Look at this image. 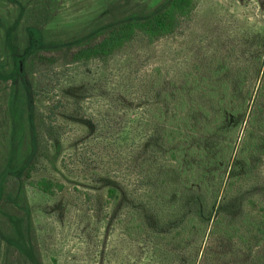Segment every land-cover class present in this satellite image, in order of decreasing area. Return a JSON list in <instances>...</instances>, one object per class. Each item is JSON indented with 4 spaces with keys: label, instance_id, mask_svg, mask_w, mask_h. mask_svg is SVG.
Wrapping results in <instances>:
<instances>
[{
    "label": "trees",
    "instance_id": "obj_1",
    "mask_svg": "<svg viewBox=\"0 0 264 264\" xmlns=\"http://www.w3.org/2000/svg\"><path fill=\"white\" fill-rule=\"evenodd\" d=\"M197 7L198 0H162L151 9L113 15L67 40L50 39L40 14H29L28 49L16 51L12 69L0 70L2 82L23 88L28 120L23 137L17 126L10 136L0 195H7L11 163L23 148L10 199L22 212L31 246L38 250L26 183L49 197L63 190L53 179L33 178L44 161L56 168L60 120L98 133L92 115L76 116L84 93L72 107L61 98L51 100L57 83L49 68L91 62L107 68L133 43L154 45L173 35ZM62 51L66 56L60 59L56 54ZM234 51L194 64L179 80L156 68L133 109L134 124L115 131L120 138L114 142L130 150L125 172L97 174L95 181L106 190L113 210L109 223L130 242L135 264H157L154 258L159 264H228L244 246L264 239V37L253 51ZM34 264H43L39 256Z\"/></svg>",
    "mask_w": 264,
    "mask_h": 264
},
{
    "label": "rangeland",
    "instance_id": "obj_2",
    "mask_svg": "<svg viewBox=\"0 0 264 264\" xmlns=\"http://www.w3.org/2000/svg\"><path fill=\"white\" fill-rule=\"evenodd\" d=\"M161 1L0 0V70L12 69L16 51L28 49L31 13L36 17L40 14L50 39L67 40L90 33L113 15L151 9ZM260 36L264 37V0H198L192 17L173 35L154 45L137 41L107 68L98 62L73 66L59 63L49 68L50 77L57 83L51 100L61 98L72 107L75 96L84 93L82 111L76 116L92 115L98 133L89 135L84 125L60 120L56 168L44 161L33 178L53 179L63 185V190L49 197L26 183L38 250L31 246L22 212L10 199L17 184L15 172L23 158L24 149L19 150L17 160L11 163L14 171L6 180L7 195L3 199L0 195V264H34L36 256L43 264H135L130 242L117 224L109 223L113 210L107 204L106 190L95 181L97 174L125 172L124 161L130 150L114 142L120 138L116 129L126 125L129 129L134 124L138 112L133 109L149 88L156 68H161L168 79L179 80L194 64L224 56L232 48L237 54L255 50ZM56 55L62 59L66 52ZM24 110L23 88L0 79L1 182L10 157L13 128L17 126L20 137L27 130ZM232 260L228 264H264V239L244 246L239 257ZM146 262L151 264L149 259Z\"/></svg>",
    "mask_w": 264,
    "mask_h": 264
}]
</instances>
